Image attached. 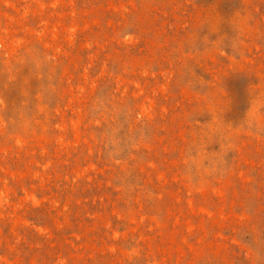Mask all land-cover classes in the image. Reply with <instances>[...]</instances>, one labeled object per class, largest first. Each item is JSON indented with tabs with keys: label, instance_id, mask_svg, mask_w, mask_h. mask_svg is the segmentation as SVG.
Returning <instances> with one entry per match:
<instances>
[{
	"label": "rangeland",
	"instance_id": "374dc122",
	"mask_svg": "<svg viewBox=\"0 0 264 264\" xmlns=\"http://www.w3.org/2000/svg\"><path fill=\"white\" fill-rule=\"evenodd\" d=\"M0 264H264V0H0Z\"/></svg>",
	"mask_w": 264,
	"mask_h": 264
}]
</instances>
